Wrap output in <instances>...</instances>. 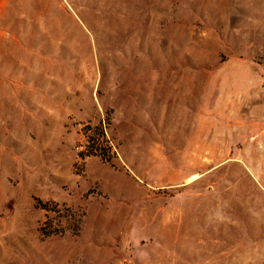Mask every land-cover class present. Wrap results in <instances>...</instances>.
<instances>
[{"label":"rangeland","instance_id":"rangeland-1","mask_svg":"<svg viewBox=\"0 0 264 264\" xmlns=\"http://www.w3.org/2000/svg\"><path fill=\"white\" fill-rule=\"evenodd\" d=\"M0 264H264V0L5 1Z\"/></svg>","mask_w":264,"mask_h":264},{"label":"crops","instance_id":"crops-1","mask_svg":"<svg viewBox=\"0 0 264 264\" xmlns=\"http://www.w3.org/2000/svg\"><path fill=\"white\" fill-rule=\"evenodd\" d=\"M5 1H7V0H0V8L3 7ZM165 109H166V107H165ZM179 109H180V111H184V109L182 107L179 108ZM196 109H197L196 112H203V99H202V97H200V104L199 105L198 104L196 105ZM167 111L170 114H176V109H174V108L173 109H170V110H167ZM226 114H228L226 120H227V122H230L231 121V108L228 110V112ZM218 119L215 120L216 124H219L220 123V120L218 122ZM170 121L172 122V120H170ZM222 121H224V119ZM185 122H187V121H185ZM217 126H219V125H217ZM172 128H174V129L173 130L171 129V131H170V137L171 138L172 137H177V138L179 137V138H181L182 132H184L183 133L184 136L181 139L186 140V139L196 138V139H199L200 140V141H197L198 143H204L203 142V138H204L203 129L201 127H199L198 121L195 118L192 120L191 126H186V125L183 126L181 124L180 130L178 131V133L177 132H173V131H176V129L178 128V126H175V127H172ZM199 131H201V132L199 133ZM219 131L220 130L217 131V133L215 134V137H219L220 136V132Z\"/></svg>","mask_w":264,"mask_h":264},{"label":"built area","instance_id":"built-area-1","mask_svg":"<svg viewBox=\"0 0 264 264\" xmlns=\"http://www.w3.org/2000/svg\"><path fill=\"white\" fill-rule=\"evenodd\" d=\"M84 127H85L86 132H88L87 137H86L87 142L84 143V148L82 150H80V152H79L80 157L85 158V156L90 154L89 148H93V146L91 145V141H92L91 136H97L98 135L97 130L99 129V127L103 129L108 142L112 143V139L108 133L107 122L103 121V122H100L97 124L87 122L84 125Z\"/></svg>","mask_w":264,"mask_h":264},{"label":"trees","instance_id":"trees-1","mask_svg":"<svg viewBox=\"0 0 264 264\" xmlns=\"http://www.w3.org/2000/svg\"><path fill=\"white\" fill-rule=\"evenodd\" d=\"M98 135L97 136H91V145L93 146V148H97L98 146H101L102 144H104V141L108 142L105 133L103 131L102 128L99 127V129L97 130ZM46 202H44L45 204Z\"/></svg>","mask_w":264,"mask_h":264}]
</instances>
